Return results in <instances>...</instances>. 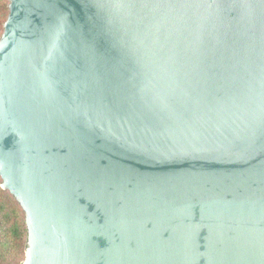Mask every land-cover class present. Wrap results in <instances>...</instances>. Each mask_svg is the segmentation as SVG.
Returning a JSON list of instances; mask_svg holds the SVG:
<instances>
[{"label": "water", "instance_id": "obj_1", "mask_svg": "<svg viewBox=\"0 0 264 264\" xmlns=\"http://www.w3.org/2000/svg\"><path fill=\"white\" fill-rule=\"evenodd\" d=\"M0 177L21 264H264V0H8Z\"/></svg>", "mask_w": 264, "mask_h": 264}, {"label": "trees", "instance_id": "obj_2", "mask_svg": "<svg viewBox=\"0 0 264 264\" xmlns=\"http://www.w3.org/2000/svg\"><path fill=\"white\" fill-rule=\"evenodd\" d=\"M7 14L8 0H0V35ZM1 182L0 177V264H21L27 241L25 213Z\"/></svg>", "mask_w": 264, "mask_h": 264}]
</instances>
